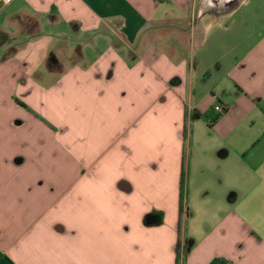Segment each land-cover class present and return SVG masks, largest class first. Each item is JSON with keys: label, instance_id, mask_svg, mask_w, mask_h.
Returning a JSON list of instances; mask_svg holds the SVG:
<instances>
[{"label": "crops", "instance_id": "obj_1", "mask_svg": "<svg viewBox=\"0 0 264 264\" xmlns=\"http://www.w3.org/2000/svg\"><path fill=\"white\" fill-rule=\"evenodd\" d=\"M242 2L0 0V264H264V33L202 54Z\"/></svg>", "mask_w": 264, "mask_h": 264}, {"label": "rangeland", "instance_id": "obj_2", "mask_svg": "<svg viewBox=\"0 0 264 264\" xmlns=\"http://www.w3.org/2000/svg\"><path fill=\"white\" fill-rule=\"evenodd\" d=\"M221 24L217 27H214L210 30L209 40L207 42V46L204 47L202 54L205 58L212 60L214 59L216 62L220 64L221 68L228 69L227 67L233 60L240 57L244 50L245 45L235 46L234 41H238L239 39H243L244 36L250 32L254 35L252 38H256L264 33V28L259 33H254V29L260 24L257 22L258 20H262L261 22L264 24V0H244L237 10V14L231 16L223 15L220 16ZM236 20V22H234ZM240 24V26H238ZM237 25V26H236ZM47 38L46 36H42L40 40L37 42L30 41V43L26 46L21 47L16 53L15 58L18 62L24 64V59H31V63L28 65L29 67H43L42 62H35V59L39 58V52L46 46ZM27 66V67H28ZM227 72H221L220 74L213 73L214 76L213 81L217 82L216 88H227L232 87L230 83V78ZM215 86V85H214ZM216 91V89L214 88ZM226 107V106H224ZM19 123V122H15ZM14 162H19V160H14ZM146 218V216H145ZM146 223V221H145ZM147 224V223H146Z\"/></svg>", "mask_w": 264, "mask_h": 264}, {"label": "trees", "instance_id": "obj_3", "mask_svg": "<svg viewBox=\"0 0 264 264\" xmlns=\"http://www.w3.org/2000/svg\"><path fill=\"white\" fill-rule=\"evenodd\" d=\"M225 110H222L221 112H224ZM181 212V207L179 205V213ZM151 217L150 221H147V224H159L161 222V213H156V212H151L150 214H148L146 217ZM178 243H177V256H176V264H178ZM189 246H185L183 249V252L186 250V248H188ZM223 260L221 259H212L209 264H223Z\"/></svg>", "mask_w": 264, "mask_h": 264}, {"label": "built area", "instance_id": "obj_4", "mask_svg": "<svg viewBox=\"0 0 264 264\" xmlns=\"http://www.w3.org/2000/svg\"><path fill=\"white\" fill-rule=\"evenodd\" d=\"M214 110L217 111V112H221L222 110H226V107H224L222 105H219V104H216L214 106Z\"/></svg>", "mask_w": 264, "mask_h": 264}, {"label": "flooded vegetation", "instance_id": "obj_5", "mask_svg": "<svg viewBox=\"0 0 264 264\" xmlns=\"http://www.w3.org/2000/svg\"><path fill=\"white\" fill-rule=\"evenodd\" d=\"M220 6L225 3V0H215Z\"/></svg>", "mask_w": 264, "mask_h": 264}, {"label": "water", "instance_id": "obj_6", "mask_svg": "<svg viewBox=\"0 0 264 264\" xmlns=\"http://www.w3.org/2000/svg\"><path fill=\"white\" fill-rule=\"evenodd\" d=\"M150 220H151V217H150V216L145 218V221H146V222H147V221H150Z\"/></svg>", "mask_w": 264, "mask_h": 264}]
</instances>
